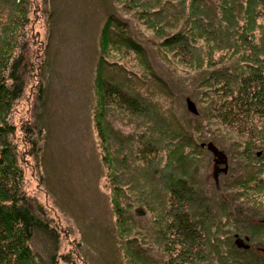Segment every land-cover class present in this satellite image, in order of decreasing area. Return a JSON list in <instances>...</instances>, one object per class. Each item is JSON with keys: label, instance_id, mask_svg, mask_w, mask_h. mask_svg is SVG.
Listing matches in <instances>:
<instances>
[{"label": "rangeland", "instance_id": "1", "mask_svg": "<svg viewBox=\"0 0 264 264\" xmlns=\"http://www.w3.org/2000/svg\"><path fill=\"white\" fill-rule=\"evenodd\" d=\"M151 2L153 6L148 15L157 28L165 27L164 34L189 29L184 19L189 10L187 13L182 10L189 7L190 1L185 5L179 0ZM33 4L25 28L28 43L25 45L23 41L18 51L25 58L23 69L26 70L22 77L25 88L13 106L11 122L17 126L15 143L19 144L21 155L22 190L31 200L32 211L47 220L58 235L55 242L44 232L35 231L28 245L37 255V261L46 264L55 253L57 264H143L144 260L147 264H191L181 258L186 251L184 244L177 241L184 236L178 235L175 228L166 230L163 225L164 221H173L171 211L177 203L168 189V177L160 171L168 162L171 147L165 132L182 124L181 120L185 124L194 121L189 112L195 113L185 98L196 80L194 74L187 73L186 68L172 72L168 66L177 58L166 54L168 61L162 59L160 50L165 51L160 44L164 37L158 31L145 28L144 24L148 23L141 19L140 13L123 12L119 0H33ZM109 11L118 15L133 40L145 50L143 61L125 47L121 48L122 54L113 51L115 55L103 72L110 84L121 85L128 96L135 98L139 108L135 111L129 106L109 105L107 116L101 119L109 136L112 158L120 169L118 184L124 212L131 210L133 214L128 223L129 227L134 226L131 236L121 238L118 243L114 234L109 233L115 222L111 199L113 181L96 119L100 105L96 72L101 32ZM170 28L175 29L168 33ZM2 52L0 45V57ZM176 128L181 127L173 129ZM213 132L202 136L211 152L206 154L210 166L204 167L207 171L202 172V177L208 176L210 183L215 184L222 182V173L228 171V160L221 150L241 152L242 147L222 136L224 149L218 146L219 150L208 143ZM29 134L34 140L28 139ZM24 139L27 140L24 142ZM228 157L227 177L233 178L241 169L234 156ZM261 163L264 164V158ZM152 166L154 169L149 170ZM155 172L157 177L152 176ZM261 177L264 178V173ZM205 189L212 191L213 188ZM249 189H258V186ZM237 191L232 195L236 196ZM228 199V203L233 202L230 195ZM234 199L244 210L251 209L245 200L237 196ZM248 216L239 219L240 229L234 226L224 229L225 236H219L220 240L226 241L230 234L234 240L236 235L249 236V244L254 250L258 248L261 238L259 233L254 237L252 232L261 220L256 214ZM200 238L198 244L207 241L204 235ZM127 240L135 241L130 258L121 248ZM235 246L243 250L250 247L245 239H237ZM192 264L207 263L193 260Z\"/></svg>", "mask_w": 264, "mask_h": 264}, {"label": "trees", "instance_id": "2", "mask_svg": "<svg viewBox=\"0 0 264 264\" xmlns=\"http://www.w3.org/2000/svg\"><path fill=\"white\" fill-rule=\"evenodd\" d=\"M2 1L4 6L0 4V45L3 48L0 57V264H38L37 255L28 245L35 231L44 232L55 242L58 235L47 220H43L32 211L31 200L22 190L23 170L19 161L21 155L19 144L15 143L17 126L11 122L13 106L22 97L25 88V82L22 80L26 70L23 69L25 58L23 53L18 55V51L20 46L22 49L23 41L25 45L28 43L25 28L33 12V0ZM119 1L123 5L121 8L123 12L134 11L137 15L140 13L141 19L148 23L144 24L145 28L147 26L148 29L158 31L159 35L164 37L160 44L165 51L160 50L162 59L168 61L166 54H172L177 58L174 64L168 66L169 69L177 73L178 70L186 68L187 73L191 71L196 79L187 91L189 95L185 97L197 108V113L189 112L194 121L185 124L181 120L182 124L175 125L181 128L173 129L174 126L165 132V139L171 147L168 162L160 171L168 177L166 184L177 203L171 211L174 222L164 221L163 225L166 230L175 228L178 235L184 236L177 241L178 244H184L186 251L181 258L187 259L191 264L193 260L207 264L210 262L264 264V178L261 177L264 173V164L261 163L264 158V0H179L183 5L190 1L189 7L182 10V13L189 10L184 17L189 29L179 30L172 35L164 34L165 27L157 28L153 25L148 15L153 6L151 0ZM108 15L101 32L96 72V92L100 104L96 119L100 142L105 150V160L113 181L111 199L115 222L109 233L112 236L114 234L118 239L115 242L118 243L117 241L121 242V238L131 236L134 226L129 227L128 223L133 219V214L131 210H126V214L124 212L125 206L118 184L120 169L116 160L112 158L103 118L107 116L111 105L129 106L135 111H139V108L138 101L128 96L121 85L110 84L104 78L103 72L104 67L115 55L113 51L122 54L121 48L125 47L127 52L134 51L143 61L145 50L133 40L129 28L126 26L124 28L116 13L109 11ZM172 29L175 28H170L167 32L170 33ZM211 131L214 132L209 136L211 138L208 143L215 145L219 150L220 146L224 149L226 139L233 140L238 148L242 147L241 152L234 149L231 152L221 150L227 157L228 171L222 173L223 181L215 184L210 183L208 176L202 177V172L207 171L204 167L210 166L206 159V154L210 151L202 136ZM32 136L28 135L30 141L34 140ZM222 136L224 140L220 138ZM25 140L27 139H24V142ZM228 156H234L241 169V173L233 178L227 177ZM224 165L226 167V164ZM152 168L153 166L149 170ZM157 174L158 172H155L152 176L157 177ZM254 186H258V189H249ZM205 188L213 189L205 191ZM236 191L238 198L250 203L252 206L250 210L246 208L244 210L234 203L236 196L232 193ZM229 195L233 200L231 203H228ZM249 214H256L261 220L255 228L256 231L252 232L254 237L259 233L261 238L258 248L254 250L249 244L251 241L249 236L241 238L240 235H236L234 240L230 234L226 241L220 240L219 236H225L224 229H229L230 226L240 229L239 219L249 217ZM196 227L202 230L198 231ZM201 235L207 238L202 245L198 244V241L202 240ZM237 239L241 241L245 239L250 246L249 249L237 248L235 246ZM134 243V240H127L123 243L124 247L120 245L122 252L127 257L129 255V258L135 247ZM49 258L46 264H57L55 253ZM144 263L147 264L145 260Z\"/></svg>", "mask_w": 264, "mask_h": 264}, {"label": "water", "instance_id": "3", "mask_svg": "<svg viewBox=\"0 0 264 264\" xmlns=\"http://www.w3.org/2000/svg\"><path fill=\"white\" fill-rule=\"evenodd\" d=\"M188 106H189V108H190L192 111H194V113L197 112L195 106L193 105V103H192L190 100H188Z\"/></svg>", "mask_w": 264, "mask_h": 264}]
</instances>
